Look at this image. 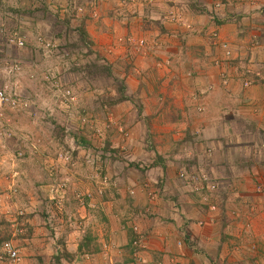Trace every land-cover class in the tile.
<instances>
[{"label":"crops","instance_id":"obj_1","mask_svg":"<svg viewBox=\"0 0 264 264\" xmlns=\"http://www.w3.org/2000/svg\"><path fill=\"white\" fill-rule=\"evenodd\" d=\"M85 1L94 6L90 18L100 16L96 24L106 30L101 39L114 37L107 54L118 62L132 56L137 78L114 106L116 122L131 135L120 136L117 148L107 140L116 163L111 170L100 168L98 189L94 163L81 168L77 153L71 167L60 160L61 170L52 169L54 177H66V185L54 187L59 190L50 205L57 209L53 216L44 219V211L34 222H23L34 227L20 248L23 264H52L60 254H66L63 264H264V0H218L220 9L216 0ZM52 3L0 0V30L19 32L28 47L37 16L31 10L40 5L53 16L47 10L59 8ZM90 18L86 30L93 35ZM4 39L0 35V44ZM219 43L231 46L230 59ZM23 50L9 48L0 66ZM138 63L155 73L142 77ZM0 77L11 81L1 67ZM163 82L165 93L158 90ZM101 107L105 115L114 108ZM120 147H127L130 161L120 159ZM22 156L19 161L31 167ZM141 158L143 164L133 163ZM23 169H16L20 177ZM205 174L218 185L214 193L195 191L189 179ZM87 233L99 252L90 255L85 246L79 251Z\"/></svg>","mask_w":264,"mask_h":264},{"label":"rangeland","instance_id":"obj_2","mask_svg":"<svg viewBox=\"0 0 264 264\" xmlns=\"http://www.w3.org/2000/svg\"><path fill=\"white\" fill-rule=\"evenodd\" d=\"M52 1V5L59 8L57 10L52 7V10H47L53 13V16L47 14L46 9L40 5V8L31 10L37 15L34 30H29L27 34L31 45L23 51L11 54L22 63L21 75L19 77L16 75L17 79L9 77L10 82L0 77V88H6L16 100L15 105L5 107L0 123V219L10 224L9 227L5 225L0 228V235L12 234L13 241L21 249L28 244L22 235L34 233H30V229L34 227L30 224L23 225V222L25 220L34 222L44 211L46 218H43L48 219V216L54 215L52 212L57 211L50 206H54L53 201L58 200L56 190L59 188L54 187L56 185L64 187L67 181L66 177H54L55 173L61 170L57 166L64 162L68 163L65 164L66 167L68 165L71 167L72 154L77 153L76 157L81 155L84 160L79 162L81 168L94 163L93 180L98 189L100 168L111 170L116 163L113 161L111 151H106L107 140L112 141L117 148L121 142L120 136L130 138L131 135L130 130L116 122L117 111L114 106L124 96L125 91L131 92L128 84H131L130 80L133 77L137 78L134 76L137 73L135 66H131L132 56L129 61L128 58H124L118 62L116 57L107 54V47L113 46L114 37H110L111 33H108L109 41L101 39L103 33L101 29L104 27L96 24L100 16L94 18L91 14L90 18L91 11H88L89 7L85 0ZM124 1L126 3L130 0ZM98 3L100 7L102 4ZM79 4H85L84 13H77L75 7ZM41 12H45V16ZM58 14L70 16L60 17ZM89 18L91 24L95 25L91 26L93 35L86 30ZM83 30L86 31L89 41L84 42L81 39L80 32ZM39 37L45 41L44 45L38 44ZM48 43L52 44V47L47 48ZM137 65L140 67L138 68L140 74H143L142 77L150 78L154 71L150 72L148 66H141L139 63ZM157 82L159 81H156L155 86L158 88ZM164 84L165 82L160 84L161 88L158 89L160 92L166 89ZM169 84L168 89H171L173 84ZM157 102L159 98L158 100L154 98V103ZM125 103L131 105L132 101L129 104L128 101ZM104 105L114 107L108 115L99 112ZM62 128H65V134L60 131ZM153 130L157 132L159 129ZM122 147L120 154L124 155L127 153V147L125 149ZM148 147L150 151L155 150L153 145ZM19 154L26 155L33 168L26 165L25 160L19 161L23 159ZM41 154L50 159L41 160ZM60 155L63 158H60ZM85 156L88 157L83 159ZM120 159L124 162L128 160L125 155L120 156ZM143 162V158L133 161L135 164ZM18 166L21 169L25 168L24 176L20 177L19 171L16 170ZM53 168L56 172L52 171ZM109 170L106 172L110 173ZM80 192L84 194L82 190ZM8 193L11 194L10 199L7 198ZM69 199L70 202L74 200L72 196ZM81 199L83 200V196ZM26 204L31 208H27ZM38 220L40 222V219ZM39 225L44 226L45 223L41 221ZM49 229L52 230L50 224Z\"/></svg>","mask_w":264,"mask_h":264},{"label":"built area","instance_id":"obj_3","mask_svg":"<svg viewBox=\"0 0 264 264\" xmlns=\"http://www.w3.org/2000/svg\"><path fill=\"white\" fill-rule=\"evenodd\" d=\"M64 1L72 2L74 0H70V1L64 0ZM92 3H94V2H92ZM89 7H93V5H91V3H90ZM215 7H216V9H220L222 7V3L218 0H216ZM75 8H76L77 13H84L86 10L85 6L83 4H79ZM0 35L5 38L4 42L2 44H0V54H4L7 58L9 56V54H8L9 48L25 49L27 46L26 38L22 37L19 32H15L13 34H10L8 29L3 27L0 30ZM43 42L45 43L43 38L39 37L38 38V44L41 43V45H44ZM217 44H218V42L216 43V45ZM139 45L142 47H146L147 42L145 40H141ZM46 47L50 48V47H52V44L48 43V44H46ZM219 47L224 52L226 58L230 59L233 56V50L229 44L224 43V44L220 45V43H219ZM6 64H7L6 66H0V67H1L2 72L7 77H12V76L16 77V75L21 74L20 72L22 71V63L20 62L19 59L11 58L10 63L6 62ZM250 86H251L250 82L245 84L246 88H249ZM68 93H70V92H68ZM15 104H16V100L7 91V89L6 88H0V123H1L3 116H4L5 107L9 106V105H15ZM180 177L182 179H186L187 174L182 172L180 174ZM190 179L195 186V188H194L195 191H198V192L207 188L209 190V192L214 193L218 188V185L215 183H212L211 179L206 174L202 175V176L194 175L192 178L190 177ZM259 191H260V189H259ZM7 195H8L7 198L10 199L11 194L8 193ZM205 200H208V197H206ZM211 209L216 210V207L212 206ZM135 232H137V230ZM134 247H135V249H139L141 247V244L138 241H135ZM142 248H144V247H142ZM0 264H23V256H22L21 250H20L18 244L15 243V241L11 240V241L5 242L2 245V247L0 248Z\"/></svg>","mask_w":264,"mask_h":264},{"label":"trees","instance_id":"obj_4","mask_svg":"<svg viewBox=\"0 0 264 264\" xmlns=\"http://www.w3.org/2000/svg\"><path fill=\"white\" fill-rule=\"evenodd\" d=\"M80 33H81V36H80L81 39L84 42H86L88 40V35L86 34V31L83 30ZM0 56H1V54H0ZM60 131H62V133L65 134V128L60 129ZM108 147H110V146L107 145V148ZM5 225L8 226V227L10 226V224H8L5 220L3 221V220L0 219V228H2ZM32 229H30V233H32ZM87 234L89 235V233H87ZM22 236L25 238V237L30 236V234L28 236L27 235L26 236L22 235ZM11 240H13L12 239V234H7L5 236H1L0 235V248L2 247V245L5 242L11 241ZM93 241H94V238L92 236L89 235V236L85 237V243H84V245L81 246V248H79L80 249L79 251L82 252L83 249H84L83 247L85 246L86 251L90 255L93 254V253L99 252V248L92 249V245H93L92 243H93ZM65 256H66V254H60L59 256L53 258L52 264H63V259H64Z\"/></svg>","mask_w":264,"mask_h":264},{"label":"clouds","instance_id":"obj_5","mask_svg":"<svg viewBox=\"0 0 264 264\" xmlns=\"http://www.w3.org/2000/svg\"><path fill=\"white\" fill-rule=\"evenodd\" d=\"M89 7V6H88ZM86 8V7H85ZM189 179H190V177H189Z\"/></svg>","mask_w":264,"mask_h":264}]
</instances>
